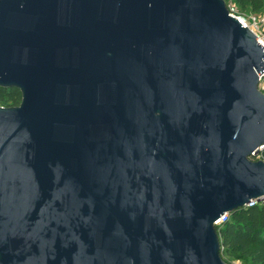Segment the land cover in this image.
<instances>
[{
    "label": "water",
    "instance_id": "95a60500",
    "mask_svg": "<svg viewBox=\"0 0 264 264\" xmlns=\"http://www.w3.org/2000/svg\"><path fill=\"white\" fill-rule=\"evenodd\" d=\"M263 72L225 0H0V264H227Z\"/></svg>",
    "mask_w": 264,
    "mask_h": 264
},
{
    "label": "trees",
    "instance_id": "16d2710c",
    "mask_svg": "<svg viewBox=\"0 0 264 264\" xmlns=\"http://www.w3.org/2000/svg\"><path fill=\"white\" fill-rule=\"evenodd\" d=\"M234 2L241 8H251L255 12L264 8V0ZM21 101L22 93L19 89L0 87L1 107H17ZM259 157L264 160V150ZM217 233L222 255L239 258L242 264H264V204L238 208L229 213L228 219L217 228Z\"/></svg>",
    "mask_w": 264,
    "mask_h": 264
},
{
    "label": "built area",
    "instance_id": "2783aa9c",
    "mask_svg": "<svg viewBox=\"0 0 264 264\" xmlns=\"http://www.w3.org/2000/svg\"><path fill=\"white\" fill-rule=\"evenodd\" d=\"M227 7L229 9L230 15L236 17L234 15L235 8L231 4L230 5L228 4ZM238 19L241 21L243 26L245 25L246 27L250 28L253 31V33L257 36L258 43L264 48V16L261 17L254 15L249 17V19H241V18ZM258 88L262 93H264V72L261 73L258 77ZM258 204H264V197L261 199V201ZM227 219H228V214H225L221 219L217 221V223L221 225Z\"/></svg>",
    "mask_w": 264,
    "mask_h": 264
},
{
    "label": "rangeland",
    "instance_id": "374dc122",
    "mask_svg": "<svg viewBox=\"0 0 264 264\" xmlns=\"http://www.w3.org/2000/svg\"><path fill=\"white\" fill-rule=\"evenodd\" d=\"M228 4L232 5L235 8L234 15L238 18L241 19H249V17L257 15V16H264V8L258 10L257 12L252 11L251 8H241L240 6L236 5L234 0H226ZM260 159V157L256 158V160ZM222 259L227 263V264H242L241 259L230 256V255H222Z\"/></svg>",
    "mask_w": 264,
    "mask_h": 264
}]
</instances>
